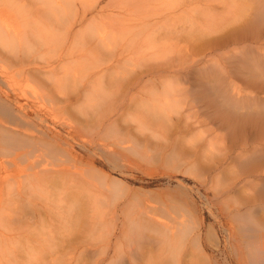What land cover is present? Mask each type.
<instances>
[{"label": "rangeland", "instance_id": "374dc122", "mask_svg": "<svg viewBox=\"0 0 264 264\" xmlns=\"http://www.w3.org/2000/svg\"><path fill=\"white\" fill-rule=\"evenodd\" d=\"M117 1L118 4L115 2L111 4L109 0H97L92 5L95 7H89L88 3L86 4V20L76 29L79 36L75 41L67 44L69 51H73L71 55L73 58L68 56L63 63L66 71L69 72L64 78L66 86L62 94L63 108L55 107L45 125L47 129L55 133L60 143L66 141L70 145L68 152L61 148L58 153H55L62 162L66 161L64 164H68V160L74 156L79 162L77 163L78 173L76 175L70 173L49 175L47 181L51 187L43 192H34L32 197L26 193L28 196L25 202L17 198L16 191L19 187L28 186L27 182L31 177L29 172H11L9 170L13 164L11 161L18 162L20 157H15L7 151L0 152V176L8 178L9 181L5 191L0 195V226L2 225L0 242L2 245L7 243L9 245V248L6 247L7 245L2 248L1 245V249H5V255L4 252L1 253L0 264H6V262L7 264L155 263L160 258L159 254L164 250L159 247L162 237L157 239L151 236L154 241L155 239L159 241L153 244L149 241L150 245L148 241H140L138 244L136 238L139 239V237L127 236L129 221L123 211L126 207L133 209L138 203L156 208V218L159 220H175L181 224L188 229L190 239L195 236V233H199L197 244L191 241L194 245L191 244L193 248H189L191 242L188 241L187 243H190L185 247L187 250L192 249V252H189H194V256L201 255L198 264H240L230 244V226L234 224L230 217L232 212L243 209L244 206L246 207L245 204H249L245 209L253 211L259 224L264 225V201L257 197L258 191L264 187V182H262L264 174L241 168L238 163L246 161L250 154L244 151L240 154L242 157L237 159L239 156L237 157L236 154H239L241 150L227 151L225 147L229 143L226 132L213 123L205 121L199 129L185 136L177 135V137L172 135L171 123L165 119H163V127L161 122L152 123V127L145 124L146 120H150L151 115L155 113L152 110L153 101L145 100L149 89L137 85L131 87L129 83L130 81L132 83L134 75L140 73L143 60L149 59V54H147L149 51L146 49L147 42H141L144 39L143 34L145 35V31L148 30L147 23L153 24L163 14L176 12L174 18L169 21L172 25L180 27L184 24V20L190 25H197L200 29L203 27L202 24L207 22L206 18H209L211 21L215 20L224 26L227 25L224 28L226 32L230 28L233 30L241 25L248 18L250 9L255 7L258 1L162 0L168 3L167 5H163L164 2L161 4L160 0L159 4L154 2L157 3L155 5L149 0ZM252 3L254 6L251 5ZM116 5L120 7L119 12H117ZM152 8H155L153 10L155 13L151 12ZM184 9L187 10L188 15L186 17L184 15L181 19L179 14ZM229 9L231 12L238 10L239 13L234 14L231 20L227 21L231 17V14H228ZM163 10L168 13L162 12ZM155 14L157 18L153 17ZM117 30L122 32L120 31L117 40L111 42L110 38ZM179 31L176 35L180 36L178 38L180 41L175 44V47L176 45L178 47L172 46V49L168 45H172L174 41H166L167 39L163 38L160 32L154 33L158 39L152 42L158 43L160 38H163L159 43L166 44L164 45L166 47L159 53L162 58L158 55L162 60L172 56L176 58L179 50H185L181 42L184 37L181 35L186 34L181 32V28ZM194 47L191 48L194 49ZM192 52L190 50V53ZM179 53L177 61L178 56L182 55ZM100 62L103 63L99 69L101 67L114 69L105 74L101 72L88 77L90 71L92 72L95 65ZM209 63H195L193 68L203 70ZM73 74H77V79L73 77ZM71 77H73L72 81H70ZM28 85V87H22V90L30 98L38 97L43 92L42 88L34 82ZM162 90L161 87L157 93L152 90V99L161 97ZM230 93V95L238 94L241 97L247 94V91L238 83L230 86ZM259 97L264 101V94ZM193 110L188 113L186 111L185 114L190 115ZM172 115L175 116V113ZM148 129L153 132V135ZM147 133L150 136H146ZM197 137L205 138L207 142L209 141L207 147H212L211 150L205 149L207 151L203 153L204 156L200 153L194 154L189 149L194 142L198 141H193ZM173 144H175L174 150H178L174 157L171 155L172 149L169 148ZM162 148L168 155L167 157L161 154ZM14 151L19 152L16 149ZM51 153L49 148H44V150L41 148L28 160L39 164L40 168L44 167L51 174L56 165ZM234 155L237 158L231 159ZM3 165L7 168L10 166L8 173L4 172ZM92 171L123 180V187L128 186L129 189H127L131 192H126L121 187L118 189L110 187V192L105 203L101 205V209L109 210L117 207L118 211L114 216H102V218L95 216L81 223L76 220V216L72 220L68 216L65 218L62 212L63 180L70 178L85 185L99 186L102 180L96 178ZM31 189L36 190L34 187ZM132 190H137V194H132ZM10 193H14L15 197ZM5 226L8 229L7 227L5 229ZM120 230L124 233L121 234ZM235 233L237 235V230ZM14 236H17V240L20 237L18 241H15L18 246L17 243L12 242L15 240ZM171 240L179 242L176 252L181 251V242L178 237ZM241 243H244L242 247H245L241 251L243 258H247V264H252L249 263L252 260L246 254L245 245L248 243L245 241ZM11 244L16 246H13L14 250L11 249ZM6 250L14 253H6ZM17 250L21 255H18ZM24 253L27 256L23 255ZM195 253L200 254L195 255ZM173 254H175L174 251L170 252L171 256ZM33 255L36 256L35 259L32 258ZM137 255L142 258L136 261L134 257ZM262 255L264 253L258 254V257L264 259ZM18 257L22 258H20L21 261ZM24 257H27L29 261ZM11 259L14 260L13 263ZM203 259L204 262H202Z\"/></svg>", "mask_w": 264, "mask_h": 264}, {"label": "bare ground", "instance_id": "6f19581e", "mask_svg": "<svg viewBox=\"0 0 264 264\" xmlns=\"http://www.w3.org/2000/svg\"><path fill=\"white\" fill-rule=\"evenodd\" d=\"M96 1L0 0V152L7 151L14 154L15 157H20L18 162L11 161L13 164H11L12 167L10 169V166L7 168L3 165L4 172L8 173V169L11 172L16 171L15 173L29 172L31 177L30 181L27 182L28 186L19 187L16 191L17 198L23 199L25 202L28 196L26 193L32 197L34 192H43L51 187L49 181H47L49 175H65L69 173L76 175L78 173L79 165L77 166V163L79 164V162L74 156L68 160V164H64L66 161L62 162L57 156L61 148L68 152L70 145L66 141L60 143L55 133L47 129L45 125L55 107L58 109L63 108L62 103L64 102V98L62 94L63 88L66 86L64 85V78L69 73L66 71L63 63L66 57L71 56L73 53V51H69L67 44L70 41H75L79 36V32L76 29L77 26H82L86 20V4L88 3L89 7H95L92 5ZM149 1L153 5L159 2V0ZM161 1L160 3L163 4L164 1ZM254 1L256 2V0ZM257 1L258 4H255L256 6L250 9L251 12L249 11L248 18L241 25H238L233 30L230 28L226 32L224 28L227 25L224 26L215 20L211 21L209 18H206L207 22L202 24L201 30L197 25H190L187 23L188 21L184 20V24H181L180 27L172 25V22L169 21L177 14L173 10L174 13L163 14L153 24L150 22L152 27L150 23H147L146 27L148 30L145 31V35L143 34L144 39L141 42H147L146 49L149 51L147 53L149 54V59L147 61L146 59L143 60L140 73L132 77L134 79L132 83L130 81L129 85L131 87L137 85L144 89H149L145 100L148 102L153 101L152 110L155 113L151 115L150 120H146L145 124H149L152 127V123L159 124L161 122L163 127V119H165L171 123L172 135L177 137V135L185 136L199 129L205 121L213 123L226 132L229 143L225 147L227 151L241 150L239 154H236L239 158L234 155L231 159H240L242 157L240 154L245 151L250 155L246 161L238 163L240 167L264 174L262 172L264 171V101L259 97V95L264 94V4H262L264 2L261 0V3H259V0ZM109 2L111 4L114 2L118 4L117 0H109ZM165 4L167 5L168 3L164 2L163 5ZM115 7H117V12H119L120 7L118 5ZM155 8H152V13H155L153 12ZM232 11H228L231 17H229L230 19L226 17L228 18L227 21L231 20L234 14L239 13L238 10ZM180 13L181 19L182 17L184 18V15L185 17L188 15L185 9ZM156 14L152 16L157 18ZM198 18L200 19L199 15ZM194 20L196 21L197 19ZM179 28H181V32L186 34L185 36L181 35L184 37V40L181 42L185 50H179L180 53L178 52L182 54L178 56V61H180L176 60L178 53L176 58L172 56L166 60H162L159 53L166 47L164 46L166 44H160V40L166 38V41H174L172 45L170 44L171 46L168 45L172 49V46L175 47V44L180 41L178 39L180 36L176 35ZM120 31L117 30L112 34L110 38L111 42L119 38ZM155 32H160L163 37L160 38L158 43L152 42V40L158 39V36L154 34ZM192 46H195L194 49L191 48ZM176 47L178 46L176 45ZM190 50L193 52L190 53ZM71 57L73 58V56ZM102 63L100 62L95 65L96 67L87 76L91 77V75L101 72L105 74L114 69L112 67H101L99 69ZM195 63L209 64L202 70V68H193ZM96 69L99 70L94 71ZM73 77L77 79V74H73ZM73 77H71L70 81L73 80ZM162 78L165 79L160 80ZM30 82H34L42 88L43 92L40 95L37 94L38 97L30 98L23 93L22 87H28ZM238 83L245 88L247 94H243L241 97L238 94L230 95V86ZM159 87L163 88L162 96L152 99V90H155V93H157ZM190 110H193L192 113L186 115L185 112L187 111L188 113ZM239 110L244 111L240 112ZM172 113H175V116ZM148 130L153 135V132L150 129ZM146 136H150V134L147 133ZM199 137L193 139V141H198L194 142L189 149L194 154L200 153L204 156L203 153L207 151L205 149L211 150L212 147H207L209 141L207 142L205 138ZM250 143L251 145H249ZM174 147L175 144L169 147L172 149V157L178 151L174 150ZM41 148L42 150L49 148L52 151L51 156L56 161L51 174L44 167L40 168L39 164L28 160ZM14 149L19 152L15 153ZM163 151L164 148H162L161 154L167 157L168 155L165 151L163 153ZM22 156L26 157L23 158ZM97 172L92 171L96 178L102 180L99 186L85 185L70 178L63 180L64 204L62 212L65 214H63L65 218L68 216L72 220L76 216V220L81 223L82 221L87 222L88 218L95 216H101L102 218V216H114L117 214V207L109 210L101 209V205L105 203L107 195L110 192V187L115 189L121 187L126 192H131V190H128L129 188L126 185L128 189L123 187V180L106 176V174H102L101 172V174H98ZM8 182V178L0 176V195L5 191ZM31 187L36 188V190L32 191ZM137 192V190H132V194H137ZM10 195L15 197L14 193H10ZM257 197L264 201V187L258 191ZM10 199L12 200V197ZM245 205L246 207L249 206V204ZM246 207L237 209L231 214L230 218L234 224L230 226V244L233 254H235L240 264L248 263L246 261L247 258H243L241 252L243 248L245 249L244 246L242 247L244 243H241L244 241L248 243L245 245L246 254L252 260L249 263L262 264L264 263V259L259 258L258 254L264 253V225H260L255 213L249 209H245ZM15 212L18 213L17 211ZM123 214L127 216L129 221L127 236L139 237V239L136 238L138 244L140 241H148V243L151 242L153 244V242L159 241L157 239L162 237L159 247L164 250L161 249V254H159L161 252L159 250L158 254L160 258L152 264H198V259L201 258V255L194 256V252L191 253L192 249L187 250L185 247L191 241H195V244H197L198 237H200L198 236L199 233H195V236L190 239V236L188 237V229L175 220L162 221L157 219L156 208L148 204L138 203L133 209L126 207ZM235 230H237V235ZM120 232L121 234L124 233L123 230H120ZM10 236L13 237V235ZM151 236L157 239L154 241ZM16 237L14 236L15 240H12L13 243L20 238L17 240ZM174 237H178L181 242V251L177 250L176 252L179 242H172L171 239ZM188 241L190 242L187 243ZM27 242H29L28 239ZM192 242L189 248H193L191 247ZM1 245L2 243L0 242V262L1 253L5 250L1 249ZM4 245H2V248ZM13 246L11 249H13ZM184 248L185 250H183ZM173 251L175 254L171 256L170 252ZM11 252L13 251L7 252L6 250V253ZM151 253L154 252L151 251ZM199 254L195 253V255ZM18 255L21 254L18 253ZM23 255L26 254L24 253ZM18 258L21 261L22 258ZM32 258L35 259L36 256L33 255ZM138 258L142 257L137 255L134 257V260L137 261ZM24 259L26 260L27 257H24ZM13 261L11 259L12 263ZM202 262H204V259Z\"/></svg>", "mask_w": 264, "mask_h": 264}]
</instances>
